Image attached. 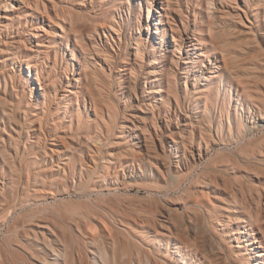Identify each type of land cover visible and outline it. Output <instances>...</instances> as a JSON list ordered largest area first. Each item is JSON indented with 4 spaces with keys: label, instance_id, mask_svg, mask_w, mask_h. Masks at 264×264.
<instances>
[{
    "label": "rangeland",
    "instance_id": "rangeland-1",
    "mask_svg": "<svg viewBox=\"0 0 264 264\" xmlns=\"http://www.w3.org/2000/svg\"><path fill=\"white\" fill-rule=\"evenodd\" d=\"M83 1L87 7L80 9ZM13 4L19 9L4 11ZM18 5L13 0H0V135L8 139L2 130L6 127L7 133L20 136V147L27 150L23 160L44 176L59 178L65 171L92 170L94 157L98 173L93 181H98L104 194L92 197L99 196L102 203L112 196L113 185L125 180V186L118 185V197L138 212L159 213H144L149 218L139 222L136 234L121 225L115 232L121 241L129 237L140 247L150 264H184L182 260L186 264H209V260L216 264L257 263L251 259L254 254H247L252 252L243 238L232 233L240 224L233 225L226 217L245 219L251 207L261 217L252 223L254 237L262 240L264 129L252 136L244 133L247 125L259 122L264 114V0H28L24 6ZM160 15L164 20L160 27L165 31L154 40L146 30L149 25L156 30L154 18ZM197 35L204 45H197L196 55L204 52L208 58L201 57L202 63L193 64L195 55L185 45L177 48L173 36L182 46V41L188 44ZM162 52L165 59L160 57ZM156 58L162 63L152 65ZM226 64L237 74L232 83L227 79ZM173 65L176 75L169 78L179 102L170 97L161 116L155 113L154 120L151 106L161 107L162 97L149 90L167 87L168 75L157 82L160 75L156 74L159 70L168 72ZM214 74L219 77L211 79ZM207 77L211 81L205 80ZM65 89L72 92L65 93ZM161 94L166 99V93ZM91 98L98 101L97 109ZM3 108L8 114L4 118ZM132 114L144 123L142 135L149 139V150L134 138L135 132L124 128L121 133L118 125H127L125 119ZM165 115L174 126L188 119L207 128L212 120L218 131L225 133V140L214 145L191 173L184 174L176 166L182 147H169L174 145L171 140L160 139L156 133L168 125ZM109 122L113 124L109 136H102L103 126ZM200 135L192 149L196 156L199 144L204 153L205 142L212 145L209 138L200 139ZM213 135L219 140L216 131ZM65 147L78 151L66 153ZM119 158L124 161L118 163ZM34 179L27 172L23 174L21 181L31 182L25 190L28 194H34ZM69 179L74 186V179L79 180ZM46 193L38 200L49 208L46 214L52 218L87 201L73 192L58 197ZM24 214L18 210L15 216L0 215V252L3 249L7 257L4 264H23L21 256L13 257L3 241ZM257 245L253 246L256 252Z\"/></svg>",
    "mask_w": 264,
    "mask_h": 264
},
{
    "label": "bare ground",
    "instance_id": "bare-ground-1",
    "mask_svg": "<svg viewBox=\"0 0 264 264\" xmlns=\"http://www.w3.org/2000/svg\"><path fill=\"white\" fill-rule=\"evenodd\" d=\"M13 1H15V3L19 4L18 6H22V5L24 6L25 4H27L28 0H13ZM127 2H129V1H127ZM34 7L38 8V6H34ZM85 7H87V4L85 3V1H83L82 3L79 4L80 9H84ZM14 9L18 10L19 7L14 6V4L9 5L8 7L5 8L4 11L5 12L13 11ZM161 12H163V11H161ZM161 12L156 10V13H158V14H161ZM160 17H161V15L159 16V18H154L156 20V22L154 24L156 27L155 28L156 30L152 29L151 25H149L147 27V30H146L147 33L151 34V36L154 40H156V38H154V36L161 35L162 32L165 31V30H162V28L160 27V25H163V23H164V20ZM15 18H18V17H15ZM5 19L10 21V19H8V18H5ZM182 40H183V38H182ZM160 41H161L160 46H162L163 40H160ZM239 42H241V41H239ZM173 43L176 46H178L177 48H179V49L181 47H183V45H185V47H187L189 49L188 51H190V50L192 51V53L195 55L194 58H197V59H193V64H196L198 62L202 63L201 57L208 58V56H205L204 52L200 53L199 55H196V54H198L197 53V49H198L197 45H202V46L204 45L203 40H201V38L198 35L194 36V38L192 40H189L187 42L188 44H186L182 41V46L178 43V40L176 39V37L173 36ZM20 45H21V43H20ZM214 46H216V44ZM150 50H152V48H150ZM178 51L181 52L180 50H178ZM187 54H189V52H187ZM160 57L162 59H165V54L162 52ZM161 63L162 62H159L158 59L156 58L152 65H158ZM209 64H212V63L209 62ZM174 67L175 66L173 65V67L169 68L168 72L167 71L164 72L163 70H159V71H157V74L155 73L156 75H160L155 79V81H157V82L161 81L162 76L165 74L168 75L167 76L168 80L165 82V84L167 85L166 88L164 86H161V88H159V90H156V89L149 90V93L159 94L162 97L160 99L161 104H162L161 107H159V104H155L154 106L150 105L151 109H153L152 112H153V119L154 120H156L155 113H159L161 116V114L163 112L162 107H164L168 103H170V100H171L170 97H174V99L179 102L178 96L172 90V85L170 84L171 80L169 78L170 76L176 75V71L174 70ZM184 69L188 70V67H186ZM226 69H227L228 75H229L227 77V79L230 83H232L233 81H235L237 79L236 78L237 74H236V72L234 74L231 70L232 68L229 67L228 65H227ZM260 69H263V68H260ZM209 73L213 74V72H209ZM0 74H2V73H0ZM153 74H151V75H153ZM218 77H219L218 74H214V75H212L211 79H216ZM262 77H264V76H262ZM36 79H38V78H36ZM209 79L210 78L207 77L205 80H209ZM220 80H221V84H222V79H220ZM209 81H211V80H209ZM263 83H264V81H263ZM73 84H74V82H73ZM184 84L186 86L187 81H185ZM37 86H39V85H37ZM140 86H141V84H140ZM196 86H197V84L195 82L194 87H196ZM202 91H205V90L203 89ZM63 92L69 93L72 91H70L69 89H65V90H63ZM164 92L166 93V96H167L166 99L161 94ZM237 93L239 96L242 95L239 92V90H237ZM226 94H227V92H226ZM91 101H92L94 107L97 109L99 107L98 101L94 98H91ZM214 101H215V99H214ZM0 107H3V103L1 101H0ZM1 110H2V108H1ZM3 110H4V108H3ZM259 110H260V108H259ZM206 111H208L207 107H206ZM141 112L147 113V112H144L143 110H141ZM6 115H8V114L5 113V110H4L2 118H4V116H6ZM165 116L168 118L167 119V122H169L168 125H166L164 130L159 129L160 134H158V131L156 133L160 139L167 137V138H169V140H171V143H173L174 145L169 146V147L175 146V147H177V149L179 148V146L182 147V154L177 156L179 158V161L176 163L177 168L180 171H182V173H184L186 171H187V173H191V171L199 165V162L202 161L206 156H208L209 152L213 150L212 147L214 145H218L220 142L225 140L224 139L225 133L223 134L222 131L219 132L218 128L212 124V122H213L212 120L209 121L207 128H202L201 124H194V122H192L191 120H188V119L178 121L176 123V125L174 126L171 123V117L167 116V115H165ZM135 117L136 116H134L133 114L128 115L127 118L125 119L127 125L120 123L118 126H119V128H121V133L123 132L124 128H128L129 130L132 131V133L135 132L136 134H134V138L137 139L139 143L144 144L143 146H146V149L149 150L150 149L149 139L146 135L145 136L142 135L143 134L142 131L144 129L143 128L144 123L141 121H138L137 119H135ZM258 120H259V122L255 123L256 122L255 121L254 125H252L251 127L247 125V127L245 128L244 136H246V135L252 136L256 131L264 129V114H262V116L260 118H258ZM128 123L131 125H128ZM243 124H245V123H243ZM112 128H113V124L111 122H109V124H104L103 131L101 133L102 136H109L108 134L112 130ZM12 129H13V127H12ZM2 130L4 132H6V134H8V139H6L4 136L0 135V182L2 183V185L0 186L1 187V190H0V215L6 216L7 214H9V215L15 216V214L18 210H24L25 211V214H24L22 220H17L14 223V225L10 227V229L8 231V237L3 241V245H5L6 250L8 252H10L11 255H13V257H15L16 255L19 254L21 256V258L23 259V264H150V260L145 255H143V252H142L140 247H138L133 241H131V239L129 237H127L126 239H123L121 241L119 234L117 232H115V228L118 225H121V226L125 227L126 229H129L132 234H136L139 232L137 225L139 224L140 221L141 222L147 221L149 218L148 217L149 214L156 216L159 213V211H157V210L156 211H154V210H142L141 212H138L137 210L130 208L123 199L118 197L117 196V194L119 193V190H118L119 186L118 185L125 186L126 185L125 180L122 179L123 181H121L119 184H114L112 187L113 189H111L109 192V193H111L110 195H112V196L109 198L106 197L107 200L104 203H102L99 201L100 200L99 196L92 197L94 194L98 195V194L102 193L101 190L99 189L100 186L98 185V181H93V177L98 173V171H97V166H98L97 165L98 164L97 159L92 157V162L94 163V167L92 170L90 168H88V170L86 169V172H82V171L76 172V170H74L70 173H66V171H65V173L63 174L62 177L48 178V176H44L42 173L33 170L30 166V163L23 160V157L27 153V150H26L25 146H24V149H22L20 147V136L18 135V137H16L13 133H10V132L7 133L6 127H4ZM214 131H216L217 135L220 136L219 140H217L214 137V135H213ZM13 132L17 134V129L14 128ZM199 134H201L200 139H202L204 136H206V138H209L212 145H210L209 142H205L206 143V153H204L202 145L199 144L198 145V154L196 156L192 149H194V147L197 146ZM262 134H263V132H262ZM247 142H245V143H247ZM96 144L98 145V143H96ZM211 148H212V150H211ZM71 149H73V148L65 147V152L71 153ZM225 149H228V148H225ZM54 151L55 150H51L52 153H54ZM56 151H58V150H56ZM73 151L76 152V151H78V149L74 148ZM170 151H171V149H170ZM99 152H100V147L97 148V153H99ZM261 152H264V147L262 148ZM215 155H216V153H215ZM111 157H112V155H111ZM67 159H68V161H70L69 157ZM71 159H76V158L74 156H72ZM103 159H105V158H103ZM117 160H118V163H122L124 161V158H119ZM154 160H156V159H154ZM80 161L82 162L81 168H84L83 167V166H85V164L83 165L84 158H81ZM101 161H102V159H101ZM110 161L111 160L109 159V162ZM104 166H107V165L104 164ZM126 168H127V166H126ZM25 172H27L29 175H32L35 178L34 179L35 184H34V186L31 187L34 194H28L25 191L26 189L30 188V184H31L30 181H28L27 183H23L21 181L23 178V174ZM153 172H154V170H153ZM38 176L43 177V178L41 180H38V178H37ZM77 177L79 180L76 181L74 179V182H73V183H76V186H74V184L70 185V179L69 178H77ZM190 180H192V179H190ZM102 185H101V187H102ZM111 186H109V187L111 188ZM198 189H200V188H198ZM44 192H47V193H49L55 197L64 196V195L69 196V194L73 192V193H76L78 195L87 197L86 198L87 201L84 198L86 203L76 205V206H71L70 208H66L63 211H59L57 213V215L54 218H52L46 214V212L49 208H47V206H44V205L42 206L38 200L39 197H42V193H44ZM102 194H104V193H102ZM125 194H128V193H125ZM156 194H159V193H156ZM219 194H220V192H219ZM136 195H138V194H136ZM62 200H61V202H62ZM249 209H250L249 214L245 217L247 222L245 221L244 218H238V219L234 220L230 217V215H228V217H226V218H228V220L231 221L233 225L240 224L239 226H237L235 229L232 230L233 235H238L239 238H243V243L245 244L247 250L249 249L252 252V253H250L248 251L247 254H254V255H251L252 256L251 259L252 258L256 259L257 263H255V264H264V245H262V244H264V235L262 234V240L257 239V237H254L255 232L252 229V223L254 221L258 222L261 217H260V214H254L251 207H249ZM182 212H183V210H182ZM144 213H147L148 215H144ZM14 216L12 217V219L15 218ZM169 216H172V215H169ZM3 221L5 222V220H3ZM11 223H12V221H11ZM241 223H243V224H241ZM8 224H9V222H8ZM7 227H9V226H7ZM183 232L184 231H182V233ZM252 238L255 239V242H253ZM254 243H255V245L259 244V245H257V248L255 247L257 250L259 249L258 252H256L255 249L253 248ZM237 247L243 248L242 245H238ZM5 262H7L6 252L3 251V249H2L0 252V263L4 264ZM208 262H209V264H216L212 260H209ZM182 263L186 264L187 262L185 260H182Z\"/></svg>",
    "mask_w": 264,
    "mask_h": 264
}]
</instances>
